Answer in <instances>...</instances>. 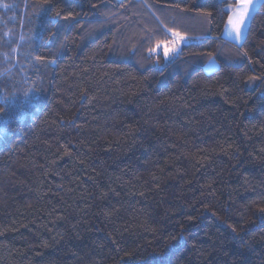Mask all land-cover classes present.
Wrapping results in <instances>:
<instances>
[{
	"label": "trees",
	"instance_id": "1",
	"mask_svg": "<svg viewBox=\"0 0 264 264\" xmlns=\"http://www.w3.org/2000/svg\"><path fill=\"white\" fill-rule=\"evenodd\" d=\"M52 2L0 0V51L37 35L30 114L0 89V264H264V0L243 49L223 0ZM156 16L196 38L170 62Z\"/></svg>",
	"mask_w": 264,
	"mask_h": 264
},
{
	"label": "snow or ice",
	"instance_id": "2",
	"mask_svg": "<svg viewBox=\"0 0 264 264\" xmlns=\"http://www.w3.org/2000/svg\"><path fill=\"white\" fill-rule=\"evenodd\" d=\"M132 0H128L126 4H121V8H127L128 4H130ZM256 0H223V3L227 5L226 10H221V15H226V23L224 25V32L221 33L222 36L227 35L230 39L234 40L237 45L243 49V45L241 43L243 39V34L246 28H248L249 20L252 18V9L253 4ZM42 6H47V8L42 7L41 11L51 12L54 9V4L52 0H37ZM140 6H147V0H141ZM0 7L9 8L12 5L0 3ZM93 7H97L96 4H93ZM115 7V6H113ZM166 8H175L180 12H187L188 9L182 7L180 4H168L165 6ZM61 11H55V17H61ZM155 15V13H153ZM200 15L206 16L209 18V22L213 19V13L211 11L201 10ZM65 20H75L76 17L71 13L68 15H64L62 17ZM157 21L163 26L164 31L167 34H170L165 42L157 41L156 46L153 48H149L148 51L151 55H155L157 59V63H159V53L161 51V43H163L162 53L163 58L166 62H170L174 60L178 55L183 54V49L186 47H191L189 43L191 39H196L193 37H189L188 35L182 33L180 30L179 24L177 22V18H173L171 26L164 24L162 20H160L159 16L155 17ZM249 34H251V28H248ZM7 35V33H6ZM67 39V37L65 38ZM15 51V50H14ZM242 56L248 57V52L246 50H242ZM211 55V53H209ZM37 60H43L44 58L41 56L36 57ZM55 60H52L51 63H55ZM253 61L249 57V63ZM209 71L216 70L215 61H209V64L206 66ZM257 81H260L262 85H264V75H249L247 78V83L250 87L254 85ZM27 95V93H25ZM7 100V97H5ZM3 112V109H0V113ZM0 125H7V121H0ZM0 130H6V127L0 128ZM264 151V150H262ZM259 213L264 215V207L258 209ZM194 222V218H189ZM232 231L235 233L237 230L235 227H232ZM173 239H177V237H173ZM178 239H187L184 235L183 231H181Z\"/></svg>",
	"mask_w": 264,
	"mask_h": 264
},
{
	"label": "rangeland",
	"instance_id": "3",
	"mask_svg": "<svg viewBox=\"0 0 264 264\" xmlns=\"http://www.w3.org/2000/svg\"><path fill=\"white\" fill-rule=\"evenodd\" d=\"M7 33H9V31H7ZM4 37L5 39L1 41L2 51H0V89L4 97L6 94H11L12 96L11 98H14L17 95V93L21 91L22 104L18 111V116L19 119H22L26 115L30 114L34 103L35 95L33 92L26 91V89L21 90V83L19 79H23L24 82L26 81L27 78H30L32 74L30 72V70L32 71V68L29 67V64L31 65L35 64L33 51H34L35 40L37 39V35L31 33V31L27 33V36L23 32L20 33V37L23 39V42L25 43L24 53L21 59H19L20 57L18 56L19 53L18 48L15 46H8V34ZM162 47H161V52H162ZM208 64L209 62L205 65L204 68L206 72H211L206 67ZM215 64L217 68L218 64L216 61ZM6 80H11L14 84L7 85ZM25 93H27V95H25ZM3 99L2 101H4L3 103L6 106L8 101L6 99L4 100ZM11 109H14V113L15 111H17L14 107H12ZM7 120L8 118L4 116L2 113H0V121H7ZM4 127H5L4 125H0V128H4ZM4 134H5V130H0V141L2 140Z\"/></svg>",
	"mask_w": 264,
	"mask_h": 264
},
{
	"label": "crops",
	"instance_id": "4",
	"mask_svg": "<svg viewBox=\"0 0 264 264\" xmlns=\"http://www.w3.org/2000/svg\"><path fill=\"white\" fill-rule=\"evenodd\" d=\"M263 0H256V2L253 4V9H252V15H253V13L256 11V9L258 8V6L260 5V3L262 2ZM250 21V20H249ZM226 23V22H225ZM224 28H223V32H224ZM246 30H247V28L245 29V31H244V34H243V38H244V36H245V33H246ZM226 40H228V41H230V42H232V43H234V44H236V42L234 41V40H232V39H230L227 35H224L223 36ZM243 40V39H242ZM242 42V41H241ZM237 45V44H236Z\"/></svg>",
	"mask_w": 264,
	"mask_h": 264
}]
</instances>
